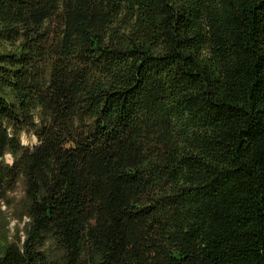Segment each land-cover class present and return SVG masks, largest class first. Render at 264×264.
<instances>
[{
  "label": "trees",
  "instance_id": "trees-1",
  "mask_svg": "<svg viewBox=\"0 0 264 264\" xmlns=\"http://www.w3.org/2000/svg\"><path fill=\"white\" fill-rule=\"evenodd\" d=\"M0 264H264V0H0Z\"/></svg>",
  "mask_w": 264,
  "mask_h": 264
},
{
  "label": "rangeland",
  "instance_id": "rangeland-1",
  "mask_svg": "<svg viewBox=\"0 0 264 264\" xmlns=\"http://www.w3.org/2000/svg\"><path fill=\"white\" fill-rule=\"evenodd\" d=\"M21 141L23 144L27 145V144H34L36 142V139L34 137H27L26 135H22L21 136ZM8 162H11V157L10 156H7L6 157ZM15 198H20V195H21V188L19 187L17 189V191L12 194ZM16 225V221H12L11 224H10V227H11V232H12V228L14 229Z\"/></svg>",
  "mask_w": 264,
  "mask_h": 264
}]
</instances>
